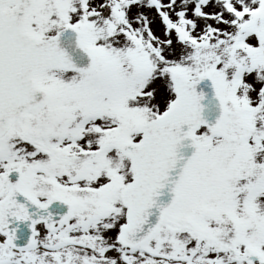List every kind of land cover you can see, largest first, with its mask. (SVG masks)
<instances>
[{
  "label": "snow or ice",
  "instance_id": "snow-or-ice-1",
  "mask_svg": "<svg viewBox=\"0 0 264 264\" xmlns=\"http://www.w3.org/2000/svg\"><path fill=\"white\" fill-rule=\"evenodd\" d=\"M0 264H264V0H0Z\"/></svg>",
  "mask_w": 264,
  "mask_h": 264
},
{
  "label": "water",
  "instance_id": "water-1",
  "mask_svg": "<svg viewBox=\"0 0 264 264\" xmlns=\"http://www.w3.org/2000/svg\"><path fill=\"white\" fill-rule=\"evenodd\" d=\"M71 39H73L71 36L66 37L65 38V42H67V41H69ZM80 55H82V54H78V58H79ZM80 62L83 63V64H87V62H88L87 57H84ZM201 87H204L205 90L209 93V99L211 100L212 89L210 87V82H208L206 84H202Z\"/></svg>",
  "mask_w": 264,
  "mask_h": 264
}]
</instances>
